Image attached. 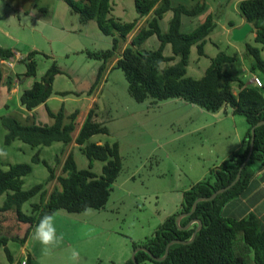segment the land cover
<instances>
[{
  "label": "trees",
  "instance_id": "1",
  "mask_svg": "<svg viewBox=\"0 0 264 264\" xmlns=\"http://www.w3.org/2000/svg\"><path fill=\"white\" fill-rule=\"evenodd\" d=\"M63 1L82 25L95 22L104 36L112 38L111 49L86 52L90 59L101 62L89 96L104 79L110 64L116 61L113 69L123 71L128 92L138 103L180 99L208 112L218 113L223 110L226 114L231 112L235 116H243L249 126L241 151L235 152L212 168L208 177L202 181L191 183L189 189L183 193L180 209L167 218L152 238L132 241L133 250L142 246L154 256L163 257L171 241L190 240L198 226L196 223L188 230H181L176 223L177 217L190 212L198 198L210 197L236 179L240 166L249 154L251 130L264 120V0H242L239 4L241 18L253 26L250 33L255 34V37L253 44L246 43V55L251 57L250 72L262 79V87L246 84L247 81L226 71L225 65L237 61L238 57L224 52L211 57V65L202 77L189 76L192 49L196 47L200 56L206 55L205 47L209 36L217 27L214 13L207 4L199 3L188 8L184 5L174 6L171 0H136L138 17L132 22H123L113 15L112 0H82L80 4L77 0ZM35 8L42 14L41 18L47 20L49 11L41 6ZM168 12L173 13V19L169 30L165 31L161 23ZM196 18L199 23L195 25ZM143 20L144 25L139 26ZM237 25L238 23L232 21L228 24L229 28ZM135 32L137 33L129 41V37ZM153 36L157 37L160 47L157 50H143L145 43ZM167 51L168 55L165 54ZM36 53H31L21 61L27 68L24 75H17L21 82L37 76L38 63L33 57ZM13 58L11 50L0 48V90L5 79L1 60L12 62ZM158 62L162 63L160 70L157 68ZM63 74L64 71L54 62L41 80H36L30 89L23 92L20 99L21 105L31 112L40 105H46L53 122L37 124L36 121H30L28 116L27 121L31 123L24 124L15 117H6V142L11 144L18 139L34 148L50 147L58 142L67 146L74 143L88 158L90 165L87 169L79 168L71 150L68 157L59 162L63 165L61 174L57 175L37 153L33 163H44L50 173L47 182L56 180L59 183L51 192L44 191L43 185H37L28 191L23 190L24 177L33 171L32 164H11L7 171L0 172V198L6 196L0 212L16 214L14 228L27 226L24 235H15L14 228H7L0 221V258L1 251L4 250L11 264L15 260L9 250V243L16 242L24 246L43 215H55L61 211L77 214L104 209L109 202L113 184L123 170L118 142L106 141L98 144L93 141L98 135H109L108 128L98 121L96 107L89 111L76 138L73 134L78 127L80 110L75 108L68 113L64 106L58 112L49 109L48 100L54 93L55 78ZM69 94L70 92L60 93L63 97ZM97 161L103 164L101 174L94 171V163ZM259 166H264V125L256 128L252 158L244 168L240 181L230 190L218 195L215 200L200 202L192 216L182 219L181 227H185L192 219L202 222L203 228L196 240L191 244L173 245L167 259L162 262L154 261L145 252H138L136 261L139 264L147 261L153 264H264V222L255 214L235 218L225 216L223 211L229 201L247 192L249 182ZM38 195L40 202L32 204L30 215L25 214L22 211L23 205ZM25 260L26 264H31L30 256L19 264ZM124 264L134 262L129 260Z\"/></svg>",
  "mask_w": 264,
  "mask_h": 264
},
{
  "label": "rangeland",
  "instance_id": "2",
  "mask_svg": "<svg viewBox=\"0 0 264 264\" xmlns=\"http://www.w3.org/2000/svg\"><path fill=\"white\" fill-rule=\"evenodd\" d=\"M171 1L175 6L177 0ZM206 1L212 4L209 9L214 13L217 27L209 36L205 47L206 55L200 56L196 47L192 49L189 76L202 77L211 65V57L224 52L238 57L237 61L226 64L225 70L246 81L251 59L246 55V43L253 44V36L250 33L246 40L237 42L227 31L229 21L238 23L242 19L237 0ZM77 2L80 4L82 0ZM34 3L49 11L47 20L38 19L42 14L35 7L32 8ZM112 4L113 15L123 22H132L138 17L136 0H112ZM172 19V12L164 15L161 25L165 31L169 30ZM0 23L1 27L16 35L14 39H33L42 49V52L38 51L33 56L38 63L36 79L39 80L54 62L64 71V75L53 86V92H70L66 97L65 107L69 111L74 107L80 110L77 122L81 121L88 105L96 97L99 121L108 128L109 135H98L93 141L103 139L104 142H120L123 160V170L113 184L109 202L104 209L77 214L65 211L57 213L55 226L57 233L63 235V242L50 255H45L43 246L33 239L34 228L25 247L16 242L9 243L14 264H19L28 255H31V264H72L70 256L73 248L80 251L85 264H123L133 260L132 241L152 238L167 218L180 209L182 192L191 184V177L197 178L193 171L201 168V164L213 168L229 152L219 142L212 145V140H203L200 133H189L199 116L212 117L215 114L201 111L200 107L180 99L138 103L129 94L128 83L121 69L111 68L95 92L89 96L95 83L91 66L100 62L89 59L86 52L111 49L112 38L104 36L95 22L82 25L63 0H0ZM198 23L196 18L195 25ZM143 25L144 23L141 24ZM33 29L37 31L32 33ZM39 31L52 37V44L42 39L44 35ZM1 36L0 32V41H3L4 37ZM26 43L30 45L29 42ZM159 47L160 42L153 36L145 43L143 50H157ZM25 49L26 57L33 53L29 48ZM168 53L167 51L165 54ZM262 58L264 59V48ZM15 71L21 76L27 71L26 65L20 62ZM237 91L236 84L235 92ZM58 105L59 102L53 101L50 109L56 110ZM39 115L49 118L45 109ZM10 116L24 124L31 122L27 121L25 113L17 109L13 112L0 110V148L8 153L6 158L0 157V172L7 171L11 164H32L33 171L24 177L23 190L43 185L44 191L51 192L59 185L56 180L47 182L50 173L44 163H33L37 153L57 175L61 174L63 165L59 161L66 159L71 150L78 167L89 168L90 161L74 143L67 146L58 142L50 147L34 148L17 139L8 144L4 119ZM239 117L245 119L243 116ZM36 120V116L30 115V121ZM52 122L53 119H50L49 123ZM71 146L74 148L70 149ZM102 166V162H95L94 171L101 174ZM5 198V195L0 198V207ZM40 200V195L35 196L23 205L22 211L30 215L32 204L39 203ZM0 221L12 229L16 224V214L0 212ZM26 228L25 225L17 226L14 234L24 235ZM0 264H11L4 250L1 251ZM144 264L153 263L147 261Z\"/></svg>",
  "mask_w": 264,
  "mask_h": 264
},
{
  "label": "crops",
  "instance_id": "3",
  "mask_svg": "<svg viewBox=\"0 0 264 264\" xmlns=\"http://www.w3.org/2000/svg\"><path fill=\"white\" fill-rule=\"evenodd\" d=\"M220 1H222V0H220ZM241 1L242 0H237L236 4L239 6ZM199 3L207 4L208 8L212 7V4L206 0H177L175 6L184 5L188 8H190V7L196 6ZM35 6H38V5L36 3H34L32 5V8H34ZM210 11H212V10H210ZM38 19L39 20H46V19H43L41 17H38ZM144 21L145 20L140 21L139 26ZM45 22H49V21H45ZM245 23H246V21L244 19H241L238 22V25L236 27H234V28L227 27L228 34L231 36L232 31L235 28H239V27L243 26ZM35 31H37V30L32 31V33ZM0 32L2 34L1 37H4L3 41H0V48H3L5 50H11L14 54V58H13L14 61H12V62H15L12 70H6L3 68V73L5 74L4 75L5 79H4L3 85H2L1 90H0V93H1V95H0V110H6V111L13 112L15 109H17L18 111L25 113L27 116H30V115L34 116L35 115L36 119H37L36 120L37 124H51V123H49L51 118H50L49 111H48V108L46 105H40L39 107H37L32 112L26 110L25 107H23L21 105L20 99H21L23 92L25 90L30 89L33 86V84L35 83V81L38 79H36V77H35V78L27 79L24 82H21V80L17 76V75H19V73L17 71H15V69L17 68V64H20V62L26 58V56L24 55L26 53L25 48H29L33 52H38V51L42 52V49L37 45V43L33 42L34 41L33 39H31V40H26V39H22V38L14 39V38H16V35L14 33H12L11 31L4 29L1 26H0ZM39 33L44 35V37H41L42 39H44V40H46V42H49L50 44H52V41H54V39L52 37H50L48 34L43 33L41 31H39ZM136 33L137 32L131 34V36L129 37L130 41L132 40V38L134 37V35ZM252 36L254 38L255 34H252ZM26 42H29L30 45H28ZM69 50H70V48H69ZM4 61H7V60H1V63ZM115 63H116V61H113V63L110 64L109 70H111V68L113 69V66ZM100 66H101V62L97 63V64H93L91 66V68H92L91 75L94 76V79H96V76L98 74ZM25 73L26 72L24 71V73H22V75H24ZM253 75H255V74H253L251 72L249 73L247 80H246L247 81L246 84H249L251 77ZM10 76H13V78H10ZM61 76L62 75H59L55 78L53 86L55 85V83L59 79V77H61ZM41 78L39 80H41ZM62 92H67V91H54L53 95L48 100L49 109H50V105L53 101L60 103V105H58L56 107V110H52L53 112H58L63 106L65 107V100H66L67 96L66 97L61 96L60 93H62ZM77 96H80V95L77 94ZM78 100H80V99H78ZM75 102H77V100H75ZM96 102H97V99H96V97H94L92 99L91 103L88 105V108H87V111L85 112L84 117L81 119V121L77 122L78 127H77V130L73 134L74 138L77 137L78 132H79L82 124L84 123L89 111L93 107H96ZM43 109L48 111L49 118H46L42 115H39L43 111ZM65 109H66V107H65ZM74 109H75V107L72 108L70 111L66 109V111L68 113H71ZM200 109H201V111H205L202 108H200ZM201 114H204V112H201ZM213 114H215V116H212V117L199 116L197 119H195L193 127L190 129L189 133H191V132L200 133V135H202L203 140L204 139L212 140V142H211L212 145L215 144V142H219V143H221L220 146L223 147V149L224 148L229 149V152L225 153V155H224L225 157L221 160H218L220 163H218V161H217V163L215 165H213L215 167L217 165H220L224 160L229 158L235 152H239L243 149L244 138L247 135L249 126H248L245 119L242 120L241 117L235 116L234 114H231V112L226 114L225 111L222 110L218 113H213ZM79 116H80V114H79ZM79 116H78V119H79ZM98 121H99V118H98ZM97 143L103 144L104 140L99 139V140H97ZM118 144L122 148V145L120 144V142ZM73 148H74V146H71L70 149H73ZM64 160L65 159L60 160V161L63 162ZM200 167L201 168H199L197 171H193V174L197 178L191 177V179H190L191 183H196V182L202 181L203 179L208 177L210 170L212 169V168L210 169V168L206 167L205 164H201ZM190 185L191 184H189V186ZM187 189H189V187L184 189V191H186ZM184 191L182 192V198H183ZM178 210L179 209H177L176 211H178ZM223 211H224L225 216L235 217V218H244L248 215L255 214L257 217H259L264 222V166H259L257 168V173L255 174L254 177H252L251 181L249 182V188H248L247 192H245L242 196L238 197L237 199L229 201L225 205ZM57 213H59V212H57ZM26 245H27V243L23 247H25ZM28 256L31 257V255H28Z\"/></svg>",
  "mask_w": 264,
  "mask_h": 264
},
{
  "label": "water",
  "instance_id": "4",
  "mask_svg": "<svg viewBox=\"0 0 264 264\" xmlns=\"http://www.w3.org/2000/svg\"><path fill=\"white\" fill-rule=\"evenodd\" d=\"M253 30V26L246 22L243 26L239 27V28H235L233 31H232V39L234 41H237V42H242L246 39L247 35L250 34V32ZM264 125V120L258 122L256 124V126H254L251 130V134H252V139H251V145H250V150H249V154L246 158V160L243 162V164L240 166V169H239V172L237 174V177L236 179L230 184L228 185L227 187H224V188H221L219 189L217 192H215L212 196L210 197H201V198H198L195 203L193 204V208L190 212L188 213H183V214H180L177 219H176V223L179 227V229L181 230H188L192 227V225L194 224H198L195 232L193 233V236L190 240L188 241H183V240H173L171 241L168 245H167V248H166V251H165V255L163 257H156L154 256L150 250H148L146 247H137L135 250H133V262L134 264H139L137 261H136V254L138 252H145L146 254H148L150 256V258H152L154 261L156 262H162L164 260L167 259L168 255H169V252H170V249L173 245L175 244H191L193 243L196 238H197V235L198 233L202 230L203 228V224L200 220H196V219H192L185 227H181L180 226V223L182 221V219L186 218V217H190L192 216L197 208H198V204L202 201H213L217 198L218 195L230 190L232 187H234L241 179L242 177V172L244 170V168L246 167V165L250 162L251 158H252V154H253V151H254V146H255V136H256V128L257 127H260Z\"/></svg>",
  "mask_w": 264,
  "mask_h": 264
},
{
  "label": "clouds",
  "instance_id": "5",
  "mask_svg": "<svg viewBox=\"0 0 264 264\" xmlns=\"http://www.w3.org/2000/svg\"><path fill=\"white\" fill-rule=\"evenodd\" d=\"M157 68L158 70L162 68L161 62H158ZM7 155L8 153L0 148V157L6 158ZM33 239L43 246L45 255H50L63 242V235L57 233L54 214H45L40 218L39 223L35 226ZM70 260L72 264H85L84 258L76 248L71 250Z\"/></svg>",
  "mask_w": 264,
  "mask_h": 264
},
{
  "label": "built area",
  "instance_id": "6",
  "mask_svg": "<svg viewBox=\"0 0 264 264\" xmlns=\"http://www.w3.org/2000/svg\"><path fill=\"white\" fill-rule=\"evenodd\" d=\"M14 64H15V62H10V61H4L1 63L2 68L6 69V70H12L14 67ZM249 83H250V85H252L254 87H262L263 86L262 79L257 75H253ZM22 264H26V260Z\"/></svg>",
  "mask_w": 264,
  "mask_h": 264
}]
</instances>
